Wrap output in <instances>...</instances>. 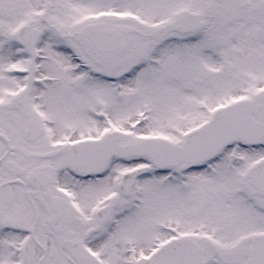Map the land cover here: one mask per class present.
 Segmentation results:
<instances>
[{
  "label": "snow or ice",
  "instance_id": "6c2138e0",
  "mask_svg": "<svg viewBox=\"0 0 264 264\" xmlns=\"http://www.w3.org/2000/svg\"><path fill=\"white\" fill-rule=\"evenodd\" d=\"M0 264H264V0H0Z\"/></svg>",
  "mask_w": 264,
  "mask_h": 264
}]
</instances>
